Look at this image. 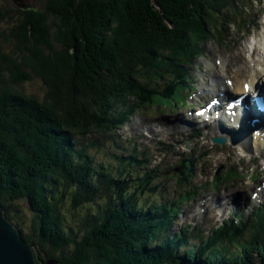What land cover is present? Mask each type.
Here are the masks:
<instances>
[{
	"label": "trees",
	"instance_id": "trees-1",
	"mask_svg": "<svg viewBox=\"0 0 264 264\" xmlns=\"http://www.w3.org/2000/svg\"><path fill=\"white\" fill-rule=\"evenodd\" d=\"M239 1L4 2L0 202L43 263L198 264L193 254L173 257L178 245L163 242L165 224L128 197L126 164L91 153L104 140L83 139L123 124L136 107H164L159 97L169 92L152 78L187 59L184 50L210 26L226 36L224 11ZM198 256L201 264H264V221L251 238L224 242L221 254Z\"/></svg>",
	"mask_w": 264,
	"mask_h": 264
},
{
	"label": "water",
	"instance_id": "water-1",
	"mask_svg": "<svg viewBox=\"0 0 264 264\" xmlns=\"http://www.w3.org/2000/svg\"><path fill=\"white\" fill-rule=\"evenodd\" d=\"M0 264H57L43 263L36 248L24 241L21 231L10 221L0 202Z\"/></svg>",
	"mask_w": 264,
	"mask_h": 264
},
{
	"label": "bare ground",
	"instance_id": "bare-ground-1",
	"mask_svg": "<svg viewBox=\"0 0 264 264\" xmlns=\"http://www.w3.org/2000/svg\"><path fill=\"white\" fill-rule=\"evenodd\" d=\"M253 43H254V47L256 49V62H263L262 67L260 70H255L252 74L253 77H255V79H258V76H262L263 75V71H264V35H262V37L259 39L258 35L256 34L253 38ZM262 54V55H261ZM194 55V56H193ZM191 57V65H197V63L199 62L201 55L200 54H193ZM243 72L246 73V70H243ZM250 75L246 76L249 77ZM260 86V83L258 84ZM232 89L237 92L238 94H245L244 91V86L241 85L239 82H234L233 83V87ZM56 263H58L57 261H55Z\"/></svg>",
	"mask_w": 264,
	"mask_h": 264
},
{
	"label": "rangeland",
	"instance_id": "rangeland-1",
	"mask_svg": "<svg viewBox=\"0 0 264 264\" xmlns=\"http://www.w3.org/2000/svg\"><path fill=\"white\" fill-rule=\"evenodd\" d=\"M7 1H9L10 2V0H0V8H4V2H7ZM14 1V0H13ZM9 2H7V3H5L7 6H9L8 4H10ZM15 2H17V3H19V5L20 4H22V3H27L28 5H34V4H38V5H40L39 3H36L37 2V0H15ZM264 18V16H262V15H260V16H257L256 17V19H255V22L256 21H261L262 19ZM0 29H4V30H7V25L6 24H2V25H0ZM213 29V28H212ZM230 34H231V36H234V34H232L231 32H230ZM258 35V34H257ZM260 35V34H259ZM258 35V36H259ZM207 39H208V37H202V39L201 38H196V37H194L193 39H192V42H191V47L192 48H194V49H197V48H200L203 44H204V48L205 49H207L208 47H210V42H212V41H207ZM207 41V42H206ZM194 56V55H193ZM15 225V224H14ZM19 229V228H18ZM23 235V234H22ZM26 235V234H25ZM24 239V241L25 242H27L26 240H25V238H23ZM27 243H29V244H32L35 248H36V246L33 244V243H30V242H27ZM36 251H37V254H38V250H37V248H36ZM39 255V254H38ZM43 257L44 258H47L48 259V257H47V255H45V254H43ZM48 261H55V260H53V259H48Z\"/></svg>",
	"mask_w": 264,
	"mask_h": 264
}]
</instances>
